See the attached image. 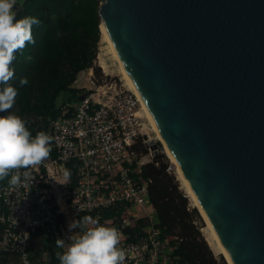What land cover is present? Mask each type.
<instances>
[{
    "label": "water",
    "instance_id": "water-1",
    "mask_svg": "<svg viewBox=\"0 0 264 264\" xmlns=\"http://www.w3.org/2000/svg\"><path fill=\"white\" fill-rule=\"evenodd\" d=\"M98 1L219 250L264 264V0Z\"/></svg>",
    "mask_w": 264,
    "mask_h": 264
},
{
    "label": "built area",
    "instance_id": "built-area-1",
    "mask_svg": "<svg viewBox=\"0 0 264 264\" xmlns=\"http://www.w3.org/2000/svg\"><path fill=\"white\" fill-rule=\"evenodd\" d=\"M106 92L83 94L70 113L66 107L48 120L51 153L30 169L33 181L0 184V250L13 264H60L50 252L63 251L56 238L67 243L79 231L70 232L69 222L84 218L117 229L124 264H189L176 252L181 239L163 232L149 201L151 180L142 176L141 166L152 155L136 157L137 140L145 133L140 101L128 89L99 99ZM69 164L70 183L61 184Z\"/></svg>",
    "mask_w": 264,
    "mask_h": 264
},
{
    "label": "trees",
    "instance_id": "trees-1",
    "mask_svg": "<svg viewBox=\"0 0 264 264\" xmlns=\"http://www.w3.org/2000/svg\"><path fill=\"white\" fill-rule=\"evenodd\" d=\"M98 6V0H24L17 9V18L29 15L41 21L32 29L36 43L28 44L22 54H16L12 65L15 78L10 81L18 94L9 112L26 122L32 136L38 131L45 132L48 120L59 117L64 108H68L67 113L73 110V102L65 100L57 106V98L62 92L68 93L73 100L81 96V90L72 83L80 71L92 67L96 58L100 39ZM22 76L29 81L25 86L19 84ZM7 114L0 112V115ZM67 168L73 174L74 165L69 164ZM141 173L151 180L149 201L163 232L181 239L176 252L189 264H215L195 239L185 242L174 232V229H183L184 206L160 177L157 167L143 164ZM110 212H105L104 217L110 216ZM50 252L53 257L55 251ZM5 255L0 250V264H13L5 260Z\"/></svg>",
    "mask_w": 264,
    "mask_h": 264
},
{
    "label": "clouds",
    "instance_id": "clouds-1",
    "mask_svg": "<svg viewBox=\"0 0 264 264\" xmlns=\"http://www.w3.org/2000/svg\"><path fill=\"white\" fill-rule=\"evenodd\" d=\"M14 5H17V0H0V112L8 113L0 115V181L8 178L9 185L18 187L35 179L30 169L49 157L53 137L44 131L32 136L26 122L9 112L18 94L10 83L15 78L13 61L28 44L36 43L32 29L34 25L41 24L35 16L17 18ZM28 82L27 77L19 79L21 86ZM21 169H24L23 173ZM63 179L61 184L70 183V170H64ZM68 228L70 232L72 229L79 231L71 232L67 243L65 239L56 238V248L63 250L55 253L60 264H124L125 254L118 247L120 236L114 227L84 218L73 219Z\"/></svg>",
    "mask_w": 264,
    "mask_h": 264
},
{
    "label": "rangeland",
    "instance_id": "rangeland-1",
    "mask_svg": "<svg viewBox=\"0 0 264 264\" xmlns=\"http://www.w3.org/2000/svg\"><path fill=\"white\" fill-rule=\"evenodd\" d=\"M101 25V24H100ZM100 29V39L98 42V51L96 54V58L92 63V67L82 71L81 74H85V81H81V75L77 74L76 76L77 82L75 85H72L75 88H79L81 91L79 94L87 95L89 93H100L103 90H107L104 96H99V99L102 101L113 94V90H131L126 85L125 81L122 78L120 73L118 63L112 55V52L109 49L108 43L104 38L101 28ZM101 54L107 63L109 64V71L104 72L102 68L98 64V55ZM81 81V82H80ZM74 84V83H73ZM80 97V96H79ZM78 99H63L62 94L57 98V106L63 100L67 101L68 103H72L76 105L79 101ZM94 98H97V95H94ZM75 101V102H74ZM145 128L143 135L150 137L151 140L155 143L157 141L156 133L153 131L148 119L143 115ZM142 136H139L136 145V157L139 159L142 156H146L151 153L150 144L147 141L145 144L142 141ZM141 145V146H140ZM150 164H154L157 169L160 171V177H162L163 181L168 185L169 189L173 191L174 195L177 196L178 202L183 205V222L184 226L183 229H174V232L181 235L183 240H192L194 239L202 246L203 250L213 258L215 264H227L224 256L218 252L217 250L213 249L210 245L209 237H211L210 229L207 227V224L202 217L201 213L199 212L198 208L194 205V202L191 198L187 195V191L178 175L176 170V166L173 162H171L170 158L167 156L166 152L162 145L158 146L154 150V155L150 157V161L147 162ZM145 163V164H147ZM174 164V165H173ZM189 236V237H188ZM6 261L12 262L13 259L10 256H3Z\"/></svg>",
    "mask_w": 264,
    "mask_h": 264
},
{
    "label": "bare ground",
    "instance_id": "bare-ground-1",
    "mask_svg": "<svg viewBox=\"0 0 264 264\" xmlns=\"http://www.w3.org/2000/svg\"><path fill=\"white\" fill-rule=\"evenodd\" d=\"M100 24H101L100 25V28H101L102 34H103L104 38L106 39V41L108 43L109 49L112 52L113 57L115 58V60L118 63V67H119V70H120V73L122 75L123 80L125 81V83L128 86V88H130L135 93L134 84L132 82V79L130 78L128 72L124 68V66H123V64H122V62H121V60H120V58L118 56V53H117V51L115 49V46L113 45L110 37L108 36V33L105 31L104 24L102 22H100ZM97 59H98L97 62L99 64V66L102 68V70L104 72H108L109 69H110L109 68L110 66L107 63V61L105 60V58L101 54H99L98 57H97ZM135 95H136V93H135ZM138 100L140 101V106H141V112H142V114L145 115V117L148 119V121H149V123H150V125H151V127L153 129V131L156 133L157 141L160 142V144L163 146L164 151L166 152L167 156L170 158L171 162H173L175 164L176 170L178 172V175H179V177H180V179H181V181H182V183H183V185H184V187H185V189L187 191V195L194 202V205L198 208L199 212L201 213L202 217L204 218V220H205V222L207 224V227L210 229L211 237H209V241H210L211 247L221 253V251L219 250L218 245H217L216 232H215V230H214V228H213L210 220L208 219V217L206 216L205 212L203 211V209L198 204L197 199H196V197L194 195V192H193L192 188H190L186 184V182H185V180L183 178V175H182L181 171L179 170V168H178V166L176 164V161H175L174 157L172 156V154L169 151V149H168L165 141L163 140L162 136L160 135V133H159V131L157 129V126H156V124H155L152 116L150 115L147 107L145 106V104L143 103V101H141L139 98H138ZM147 138H148L147 140H151L150 137H147ZM222 255L224 256L227 264H233V262L231 261L230 257H228V256H226L224 254H222Z\"/></svg>",
    "mask_w": 264,
    "mask_h": 264
},
{
    "label": "crops",
    "instance_id": "crops-1",
    "mask_svg": "<svg viewBox=\"0 0 264 264\" xmlns=\"http://www.w3.org/2000/svg\"><path fill=\"white\" fill-rule=\"evenodd\" d=\"M85 70H86V69H85ZM85 70H82V71H85ZM82 71H80V72L78 73V75H79V74L81 75V81H85V79H86L87 77H85V74H81ZM78 75H77V76H78ZM81 81H80V82H81ZM73 83H74V84H73ZM73 83H72V85H75V83H79V82H77V79H75V81H74ZM61 94H62V98H63V99H68V98H70V95H69L68 93L62 92ZM61 94H60V95H61ZM60 95H59V96H60ZM57 104H58V102H57ZM7 179H8V178H6V179L3 180V181H0V184L6 182ZM7 256H9V255H7ZM10 257H11V256H10ZM11 258H12V257H11ZM12 259H13V258H12ZM9 263H13V261H12V262H9Z\"/></svg>",
    "mask_w": 264,
    "mask_h": 264
}]
</instances>
